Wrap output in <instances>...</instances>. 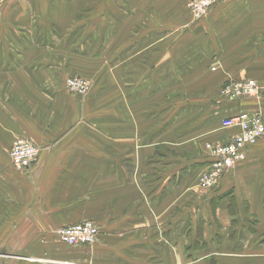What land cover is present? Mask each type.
Segmentation results:
<instances>
[{
    "label": "crops",
    "instance_id": "0c3cea01",
    "mask_svg": "<svg viewBox=\"0 0 264 264\" xmlns=\"http://www.w3.org/2000/svg\"><path fill=\"white\" fill-rule=\"evenodd\" d=\"M154 2L5 6L0 264H264V137L215 187L199 186L211 160L205 143L238 133L221 121L258 110L264 119V0H221L199 33L172 49L153 47L167 38ZM79 8L80 21L66 30ZM92 40L101 49L94 70L101 77L112 67L113 78L94 75L87 94H72L67 74L97 65L83 56ZM245 78L262 88L258 98L220 97L227 79ZM17 136L39 147L28 168L8 159ZM81 220L98 226L94 244L68 245L53 234Z\"/></svg>",
    "mask_w": 264,
    "mask_h": 264
},
{
    "label": "built area",
    "instance_id": "2783aa9c",
    "mask_svg": "<svg viewBox=\"0 0 264 264\" xmlns=\"http://www.w3.org/2000/svg\"><path fill=\"white\" fill-rule=\"evenodd\" d=\"M194 1V2H192ZM188 4L198 15L213 0H192ZM90 83L79 75L67 77L65 87L70 93L84 95ZM262 88L252 78L227 79L219 89L222 99L241 100L248 97H259ZM221 126L237 127L238 133L225 142H207L205 148L210 156V163L199 175L201 188H212L220 178L236 163L246 158L249 148L264 137V119L261 112L242 111L224 118ZM39 148L26 137L17 136L9 149V159L17 168H28L37 159ZM60 239L68 245L92 244L99 237V228L91 220H81L61 227L58 230Z\"/></svg>",
    "mask_w": 264,
    "mask_h": 264
},
{
    "label": "rangeland",
    "instance_id": "374dc122",
    "mask_svg": "<svg viewBox=\"0 0 264 264\" xmlns=\"http://www.w3.org/2000/svg\"><path fill=\"white\" fill-rule=\"evenodd\" d=\"M5 1L6 0H0V24L2 22H4V20H1V16L6 14L5 13V6H7V7L10 6L11 3L14 2L15 0H13L12 2H9L10 0H8L7 2H9V3L5 2ZM18 1L23 2L24 0H18ZM92 1H94V0H92ZM154 1H155L154 2L155 3V10L157 11V12L155 11L157 17H154V21L156 22V26L159 28L158 31H162L163 36L166 35L167 38L164 41L163 40L162 41L161 40L155 41L153 44L154 45L153 47H155L157 45L164 47L165 45L169 44V48L172 49L173 47H176L177 45H179L181 43V42H177V41H179V38H182V37L188 38V37H191L192 35H194L195 33H199L200 32L199 28L202 27L199 25H203L206 21H208V16L210 14V11L221 0H213V2L210 3L207 7L203 8V10L200 11V13L198 15H196L193 12L192 7L189 6V4H188L192 0H154ZM192 2H194V1H192ZM79 9H81V10L77 9L76 13H74V19L70 22L69 26L66 27V30H71L73 25L80 21V17L77 16V12L82 11L83 9L82 8H79ZM7 14L10 15V12L8 10H7ZM5 23H9L10 25H13V23H14V25H15L16 21L14 20L12 22L10 19H7L5 21ZM17 23L19 25H21L19 20ZM79 34H81V33H79ZM81 36H82V34H81ZM71 40H72V38H71ZM186 41L190 42L192 40L187 39ZM74 42L76 43V42H80V41H78V38H77L74 40ZM89 44H90L89 51L84 50L83 56H87L88 53H90L91 58H93V57L96 58L95 64H97V65L90 72L81 73L80 76L82 78H84L85 80L89 81L90 85H91V81H92V85H93L92 76H94V75H95L94 77L104 79V80L109 78L108 75H110L113 78L112 67L110 69L109 68L106 69V72H108L107 76H105V72L101 75V77L99 76V73L101 71V49L98 48V43L95 40H92V42H89ZM113 45H114L113 41H111L108 45V48H107V49H110V51L108 52L106 58L110 59L109 60V61H111V62H109L110 64H112V61H113ZM186 47H188V46H186ZM97 51H99L98 55L96 54ZM170 55H171V57L173 56V54H170ZM177 58L178 57H176V60H177ZM98 67H99V73H97L94 70V69H97ZM209 71H210L209 65H207L205 70L202 71V77L204 78V76L206 74H208ZM67 75H68V77H70V76H74L77 74L70 72ZM101 89L103 90L104 87H101ZM89 90H91L90 86H89ZM89 90H88V92H89ZM105 90H107L108 92L111 91V95H112V90H113L112 87H106ZM106 94H108V93L106 92ZM79 96H83V95H79ZM108 106H112V105H108ZM224 128H228V127H224ZM103 143H104V141H103ZM204 148H205V146H204ZM7 155H8V159H9V151L7 152ZM37 159H38V157H37ZM37 159L33 163H35L37 161ZM9 161H10V159H9ZM19 169H21V168H19ZM245 222L248 224H252V221L250 219L249 220L246 219ZM67 225H69V224L58 227L57 231L55 233H53V234H55V236H57V238L61 242H63V241L59 237L58 230L61 227H64ZM94 243H92V244H94ZM92 244H88V245H92Z\"/></svg>",
    "mask_w": 264,
    "mask_h": 264
}]
</instances>
